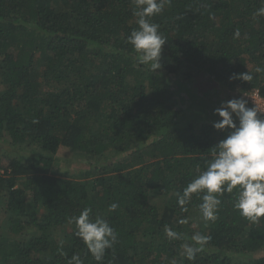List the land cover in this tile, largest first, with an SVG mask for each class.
<instances>
[{
  "label": "trees",
  "instance_id": "obj_1",
  "mask_svg": "<svg viewBox=\"0 0 264 264\" xmlns=\"http://www.w3.org/2000/svg\"><path fill=\"white\" fill-rule=\"evenodd\" d=\"M260 7L170 0L151 18L167 39L153 71L128 43L134 0H0V202L8 230L29 233L0 237V264H68L74 254L97 264L72 221L86 207L118 234L100 264H264V218L241 217L234 194L219 197L214 222L202 218V194L186 211L176 195L228 134L207 115L191 122V84L207 76L264 98ZM246 72L252 81L229 80ZM61 149L87 162L79 178L59 166ZM195 233L209 239L189 261L182 245Z\"/></svg>",
  "mask_w": 264,
  "mask_h": 264
},
{
  "label": "clouds",
  "instance_id": "obj_2",
  "mask_svg": "<svg viewBox=\"0 0 264 264\" xmlns=\"http://www.w3.org/2000/svg\"><path fill=\"white\" fill-rule=\"evenodd\" d=\"M136 8L134 15L138 18V29L128 36L137 63L149 65L156 71L162 67V47L166 38L160 32V26L151 22V18L163 13L165 4L170 0H134ZM264 3V0H261ZM254 17H264V7H260L253 14ZM239 36V30L235 33ZM257 73L264 72V68L257 67ZM240 79L246 82L253 80V75L233 73L229 80ZM245 95L234 97L222 102L213 110L218 117L212 122L217 131H226L227 136L213 149V158L207 162L205 170L201 171L183 192H178L177 204L183 211L190 202L193 194H202L199 205L205 222L217 219L218 208L221 204L220 196L224 193L234 194L233 208L239 215L252 223H258L264 218V113L258 111L254 105L249 107ZM118 205L112 203L109 211H114ZM90 207L72 218L76 225V235L84 242L97 264L103 260L107 250L111 249L118 240V234L109 222L97 216L90 219ZM181 220L180 223H184ZM169 239H179L180 234L171 228H165ZM209 237L200 233L192 235L193 244L182 245L183 254L189 261H194L196 254L202 250ZM68 264H83L79 255H73Z\"/></svg>",
  "mask_w": 264,
  "mask_h": 264
},
{
  "label": "rangeland",
  "instance_id": "obj_3",
  "mask_svg": "<svg viewBox=\"0 0 264 264\" xmlns=\"http://www.w3.org/2000/svg\"><path fill=\"white\" fill-rule=\"evenodd\" d=\"M191 89H193V95L190 97L191 100L189 99L188 101L189 107L191 108L189 117L191 122L196 125L204 121L203 118L206 117L205 115H207L208 120H217L218 117L213 115V110L215 108L219 107L222 102L230 100L234 97L245 95L238 94L233 90H228L225 87L220 86L218 83H213L207 76H200L197 84H191ZM182 95L184 98H186L185 94ZM198 98L200 99L198 100ZM245 98L248 100L247 96ZM194 107H197L198 110H196ZM9 146L10 145L7 142L3 145L4 148H9ZM8 150L12 153L15 151V149L11 148ZM58 158L60 160L59 166L61 168L70 170L71 176L73 178H79V176L84 173L88 166L86 161L82 160L79 156L74 155L68 149H61L58 154ZM2 204L0 202V237L26 241L29 237V233L27 231L14 235L8 230L6 216L2 210Z\"/></svg>",
  "mask_w": 264,
  "mask_h": 264
},
{
  "label": "built area",
  "instance_id": "obj_4",
  "mask_svg": "<svg viewBox=\"0 0 264 264\" xmlns=\"http://www.w3.org/2000/svg\"><path fill=\"white\" fill-rule=\"evenodd\" d=\"M245 96L250 100V102L255 105L261 113H264V98L261 96L259 89H254L249 91Z\"/></svg>",
  "mask_w": 264,
  "mask_h": 264
}]
</instances>
